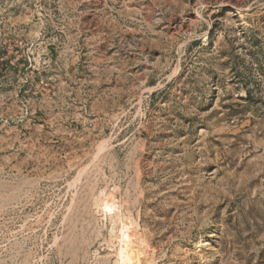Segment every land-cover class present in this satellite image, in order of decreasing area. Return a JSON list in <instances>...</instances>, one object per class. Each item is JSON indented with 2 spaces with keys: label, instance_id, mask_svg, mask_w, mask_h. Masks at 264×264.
<instances>
[{
  "label": "rangeland",
  "instance_id": "1",
  "mask_svg": "<svg viewBox=\"0 0 264 264\" xmlns=\"http://www.w3.org/2000/svg\"><path fill=\"white\" fill-rule=\"evenodd\" d=\"M0 264H264V0H0Z\"/></svg>",
  "mask_w": 264,
  "mask_h": 264
}]
</instances>
